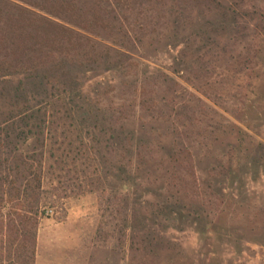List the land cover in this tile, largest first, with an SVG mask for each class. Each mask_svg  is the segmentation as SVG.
Here are the masks:
<instances>
[{
	"label": "rangeland",
	"instance_id": "obj_1",
	"mask_svg": "<svg viewBox=\"0 0 264 264\" xmlns=\"http://www.w3.org/2000/svg\"><path fill=\"white\" fill-rule=\"evenodd\" d=\"M219 2L135 11L123 61L0 76V264H264V0Z\"/></svg>",
	"mask_w": 264,
	"mask_h": 264
},
{
	"label": "trees",
	"instance_id": "obj_2",
	"mask_svg": "<svg viewBox=\"0 0 264 264\" xmlns=\"http://www.w3.org/2000/svg\"><path fill=\"white\" fill-rule=\"evenodd\" d=\"M220 6L219 0H0V76L21 73L28 77L48 66L49 73H53L71 65L106 62L112 59L113 52L123 61L143 39H136L127 28L135 11L138 15L149 13L150 25H154L168 8L170 14L183 17L194 9ZM102 32L107 40L99 39ZM57 81L54 75L53 87ZM171 83L176 84L172 79L165 80L166 85ZM174 104L172 99L165 106L172 105L174 110ZM30 197L33 205L40 206L41 192L32 190ZM3 201L0 197V205ZM53 207L51 204L50 209ZM0 228L6 229L9 237L5 244L16 245L19 236L10 237L16 229L11 224ZM23 237L21 247L27 249L25 243L30 237ZM33 240L29 249L35 260L36 239ZM21 247L16 252L20 253Z\"/></svg>",
	"mask_w": 264,
	"mask_h": 264
},
{
	"label": "crops",
	"instance_id": "obj_3",
	"mask_svg": "<svg viewBox=\"0 0 264 264\" xmlns=\"http://www.w3.org/2000/svg\"><path fill=\"white\" fill-rule=\"evenodd\" d=\"M40 263H41V260H39V258H37L35 261V264H40ZM42 264H44V263H42Z\"/></svg>",
	"mask_w": 264,
	"mask_h": 264
},
{
	"label": "built area",
	"instance_id": "obj_4",
	"mask_svg": "<svg viewBox=\"0 0 264 264\" xmlns=\"http://www.w3.org/2000/svg\"><path fill=\"white\" fill-rule=\"evenodd\" d=\"M50 212H52V210H50Z\"/></svg>",
	"mask_w": 264,
	"mask_h": 264
}]
</instances>
